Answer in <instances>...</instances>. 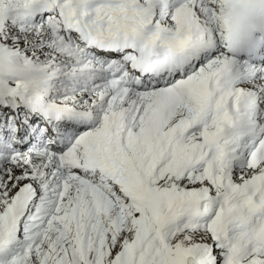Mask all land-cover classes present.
I'll list each match as a JSON object with an SVG mask.
<instances>
[{"label":"snow or ice","instance_id":"snow-or-ice-1","mask_svg":"<svg viewBox=\"0 0 264 264\" xmlns=\"http://www.w3.org/2000/svg\"><path fill=\"white\" fill-rule=\"evenodd\" d=\"M0 264H264V0H0Z\"/></svg>","mask_w":264,"mask_h":264}]
</instances>
